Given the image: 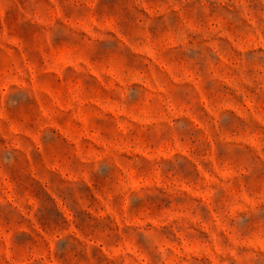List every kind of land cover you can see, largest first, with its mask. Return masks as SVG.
Returning <instances> with one entry per match:
<instances>
[{"label":"rangeland","instance_id":"rangeland-1","mask_svg":"<svg viewBox=\"0 0 264 264\" xmlns=\"http://www.w3.org/2000/svg\"><path fill=\"white\" fill-rule=\"evenodd\" d=\"M0 264H264V0H0Z\"/></svg>","mask_w":264,"mask_h":264}]
</instances>
